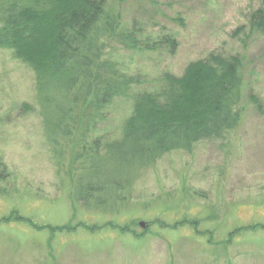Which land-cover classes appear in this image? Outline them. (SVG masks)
Masks as SVG:
<instances>
[{
    "label": "rangeland",
    "instance_id": "1",
    "mask_svg": "<svg viewBox=\"0 0 264 264\" xmlns=\"http://www.w3.org/2000/svg\"><path fill=\"white\" fill-rule=\"evenodd\" d=\"M122 9L139 48L109 42L102 58L136 82L89 140L119 139L168 76L212 55L244 60L245 119L143 170L120 215L90 213L73 203L69 164L58 168L47 142L35 71L0 48V159L10 175L0 183V264H264V35L251 28L264 0H129Z\"/></svg>",
    "mask_w": 264,
    "mask_h": 264
},
{
    "label": "trees",
    "instance_id": "2",
    "mask_svg": "<svg viewBox=\"0 0 264 264\" xmlns=\"http://www.w3.org/2000/svg\"><path fill=\"white\" fill-rule=\"evenodd\" d=\"M128 1L0 0V48L14 50L35 71L47 142L58 168L69 164L73 203L90 213L120 215L143 170L169 153H191L196 144L224 138L248 110L244 60L212 55L179 80L168 76L162 94L136 106L119 139L89 140L106 108L129 96L136 82L102 58L109 42L139 48L123 20ZM252 17L253 32L264 35V10ZM1 164L3 183L10 175ZM14 217L37 230L46 227Z\"/></svg>",
    "mask_w": 264,
    "mask_h": 264
},
{
    "label": "water",
    "instance_id": "3",
    "mask_svg": "<svg viewBox=\"0 0 264 264\" xmlns=\"http://www.w3.org/2000/svg\"><path fill=\"white\" fill-rule=\"evenodd\" d=\"M141 225H144V224H141Z\"/></svg>",
    "mask_w": 264,
    "mask_h": 264
}]
</instances>
